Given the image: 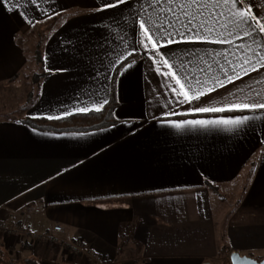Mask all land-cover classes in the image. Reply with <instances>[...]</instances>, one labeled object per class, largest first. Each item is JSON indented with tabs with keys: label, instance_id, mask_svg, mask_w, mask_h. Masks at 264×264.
Masks as SVG:
<instances>
[{
	"label": "crops",
	"instance_id": "obj_1",
	"mask_svg": "<svg viewBox=\"0 0 264 264\" xmlns=\"http://www.w3.org/2000/svg\"><path fill=\"white\" fill-rule=\"evenodd\" d=\"M114 2L0 0V83L24 70L34 29L53 22L42 44L49 73L26 116L96 110L113 91L117 100V122L95 131L44 130L0 117V220L14 214L32 233L62 225V239L86 241L103 264H216L226 251L264 257V109L229 107L264 102V68L256 63L264 52L252 37L237 38L244 36L242 28L230 29L232 43L202 31L206 40L165 46L156 29L185 33L181 24L191 19L181 11L182 0L171 5L128 0L99 10ZM169 7L173 10L166 12ZM209 10L227 18L226 5ZM239 10L264 17V0H250ZM203 18L197 15L192 25ZM140 20L160 40L155 55ZM245 55L259 72L244 65L249 71L244 75L239 64ZM165 59L177 67L192 61L188 71L201 80L209 77L207 86L213 75L224 80L220 66L232 75L227 61L242 79L225 81L200 101L177 104L171 87L186 89L175 84L177 77L162 74L173 71L162 64ZM208 64L213 72L199 71ZM197 107L225 111H192ZM245 116L250 119L242 124L186 123ZM33 258L39 264H89L62 243L28 234L10 245L0 234V264H28Z\"/></svg>",
	"mask_w": 264,
	"mask_h": 264
},
{
	"label": "snow or ice",
	"instance_id": "obj_2",
	"mask_svg": "<svg viewBox=\"0 0 264 264\" xmlns=\"http://www.w3.org/2000/svg\"><path fill=\"white\" fill-rule=\"evenodd\" d=\"M128 0H115L114 3H106L104 4L101 9L105 10L109 7H116L120 4L126 3ZM154 3H161L162 0H153ZM164 3H168L169 5L177 3V0H163ZM250 0H182L181 2V11L185 16H191V19L188 20L186 23H182L181 26L186 29L185 33H181L179 29H175V34L173 32H169L167 28H157L156 32L160 33V39L165 41V46L179 43L182 41H188L190 39H207V35L201 36V32H206L208 34H216L219 39L217 42L219 43H232L231 40L228 39L229 36H232L234 33L230 29L242 28L244 29V36L237 37L238 39H243L245 37H252L253 43L257 45V48L264 52V17H257L251 14V10L245 12L239 10L243 7L244 3H249ZM193 5H197V9L195 12L189 13L184 11L187 8L192 7ZM228 6V14L226 19H222L225 17V13L222 11L216 12L213 14L211 9H219L221 6ZM237 9V10H233ZM173 9L169 7L166 9V12H170ZM207 11V16H204V12ZM197 15L204 17L202 20L198 21L197 25H192V20H195ZM211 19L212 23L209 24L208 20ZM176 20H179V17H176ZM148 21L140 20L139 21V28L143 29L145 33V39L153 40L152 48H153V55H155V49L160 46V40L155 39V33H152L151 30L146 27ZM170 26L175 28V22L170 21ZM218 26V27H217ZM179 35L181 40L178 41L175 39V36ZM145 48H148V44L143 45ZM237 49L243 48V45H236ZM166 56L167 54L164 53ZM235 55V53H233ZM253 56L257 55V52L253 50ZM226 59V58H225ZM192 61H187L186 63L181 62L179 67H177L176 63L168 64L167 59L162 61V64L168 65V68L173 69L171 74L169 72L162 73L163 75L167 76L171 79L173 76L177 77L175 80V84L179 85L180 89H186L182 93L177 91L175 86L171 87V92L174 94L175 102L177 104L189 103L191 104L193 101H200L202 97L206 95H210L212 92L217 90L218 87H225V81L227 83H235V80L242 79L240 74L235 71V66H233L232 61H227L228 65L233 68L232 75H228L227 69H224L223 66H220L222 70L225 71L224 80H221L219 77L213 75L210 79L213 82L212 86H207L209 77H205L204 80H201L199 77L190 73L187 69V65L191 64ZM207 64V62L205 61ZM213 63H218V61H213ZM256 63L260 64V68H264V55H260L256 60ZM244 65H248L253 72H259L260 69L256 68L253 64L252 57L245 55L243 61L239 64L241 71L244 72V75H249L248 69L244 68ZM131 66V65H129ZM181 70H184V74L180 75ZM160 71V69H157ZM200 72L203 73H210L213 72V68L211 64H208L207 67L200 68ZM183 81V83L181 82ZM193 81L195 85H197V89H193ZM259 83V81H257ZM207 86V90L204 91L203 89ZM195 91L194 95H190L189 93ZM260 93H257L259 96ZM103 103H107L105 100ZM102 107V105H101ZM230 109H247V108H260L264 109V102H253V103H244V104H232L229 106ZM96 110H99L98 108ZM195 112H218V111H225L224 108H215V107H197L192 109ZM175 114V113H172ZM249 117L243 118H236L235 120H223V121H203V120H193L187 121L188 124H210V123H232V124H242L244 121L249 120ZM234 259L235 254H234ZM255 264V262H254Z\"/></svg>",
	"mask_w": 264,
	"mask_h": 264
},
{
	"label": "rangeland",
	"instance_id": "obj_3",
	"mask_svg": "<svg viewBox=\"0 0 264 264\" xmlns=\"http://www.w3.org/2000/svg\"><path fill=\"white\" fill-rule=\"evenodd\" d=\"M52 23L53 22L50 21L45 24L44 27L34 29L32 34V47L30 49L27 48L29 50V61L24 70L13 79L0 83V117L14 119H24L27 117L25 111L30 106V99L33 100L35 95L40 91L32 78L34 73L41 70V64L38 63L34 56L39 47H41L39 45L44 44L46 37L52 30ZM225 253V258L219 260L216 264H231L230 253L227 251ZM250 256L261 259V256Z\"/></svg>",
	"mask_w": 264,
	"mask_h": 264
},
{
	"label": "trees",
	"instance_id": "obj_4",
	"mask_svg": "<svg viewBox=\"0 0 264 264\" xmlns=\"http://www.w3.org/2000/svg\"><path fill=\"white\" fill-rule=\"evenodd\" d=\"M39 49L36 51L35 59L41 64V70L34 73L32 76L34 83L41 88L43 79L48 75L44 52L42 45H39ZM39 92L35 95L34 99H30L29 105H32L34 100L38 97ZM117 107V100L112 92L108 102L99 110H90L86 112H80L58 118L47 117H26L21 121L27 125L35 128L61 131V132H88L95 131L103 128L110 127L117 122L115 117V110ZM213 187L212 184H209ZM215 188V186L213 187ZM263 258V257H261ZM28 264H39L36 259H29Z\"/></svg>",
	"mask_w": 264,
	"mask_h": 264
},
{
	"label": "built area",
	"instance_id": "obj_5",
	"mask_svg": "<svg viewBox=\"0 0 264 264\" xmlns=\"http://www.w3.org/2000/svg\"><path fill=\"white\" fill-rule=\"evenodd\" d=\"M63 231L64 227L57 224L48 231L32 233L24 226L18 224L14 214H10L7 220H0V234L5 237V240L10 245L19 242L25 235L30 234L37 241L47 242L49 244L62 243L71 255H83L87 258L90 264H103V261L99 259L98 254L92 245L81 239H62L60 234Z\"/></svg>",
	"mask_w": 264,
	"mask_h": 264
},
{
	"label": "water",
	"instance_id": "obj_6",
	"mask_svg": "<svg viewBox=\"0 0 264 264\" xmlns=\"http://www.w3.org/2000/svg\"><path fill=\"white\" fill-rule=\"evenodd\" d=\"M235 254V259L233 258ZM231 264H264V257L261 259L254 258L250 255L241 254L238 251H233L230 254Z\"/></svg>",
	"mask_w": 264,
	"mask_h": 264
}]
</instances>
